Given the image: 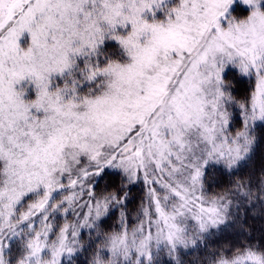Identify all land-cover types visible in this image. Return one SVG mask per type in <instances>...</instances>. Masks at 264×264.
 Returning <instances> with one entry per match:
<instances>
[{"label":"snow or ice","instance_id":"snow-or-ice-1","mask_svg":"<svg viewBox=\"0 0 264 264\" xmlns=\"http://www.w3.org/2000/svg\"><path fill=\"white\" fill-rule=\"evenodd\" d=\"M258 129L264 0H0V264H264Z\"/></svg>","mask_w":264,"mask_h":264},{"label":"trees","instance_id":"trees-1","mask_svg":"<svg viewBox=\"0 0 264 264\" xmlns=\"http://www.w3.org/2000/svg\"><path fill=\"white\" fill-rule=\"evenodd\" d=\"M253 85L247 80H241L236 83V95L238 98L247 97ZM259 135H264V129H258ZM264 164V143H262L258 148L254 160V168L253 169H244L240 172L237 176H229L223 173H217L216 175V182L213 185V191H225L226 189L233 187L234 182L240 179L242 176L247 177L248 175L253 174L255 172L257 175L260 172L261 166ZM111 183L115 184L118 183L116 180H111ZM103 187V185H101ZM144 186L137 185L132 186L130 191V202L128 203L127 210L134 218L135 212L139 207L140 200L144 196ZM118 222V213L113 215L111 219L108 220V227H114ZM241 224L248 229L250 234L259 239L262 235H264V208L257 207L255 211L249 212L247 216L241 220ZM240 228L237 225V228L232 230L229 234L222 237L220 240L216 241V244H223V243H236L241 238L237 235ZM189 261L193 259V257L187 258Z\"/></svg>","mask_w":264,"mask_h":264},{"label":"rangeland","instance_id":"rangeland-1","mask_svg":"<svg viewBox=\"0 0 264 264\" xmlns=\"http://www.w3.org/2000/svg\"><path fill=\"white\" fill-rule=\"evenodd\" d=\"M234 15L243 17L244 15H246V13L242 9H238L237 12L234 13Z\"/></svg>","mask_w":264,"mask_h":264}]
</instances>
